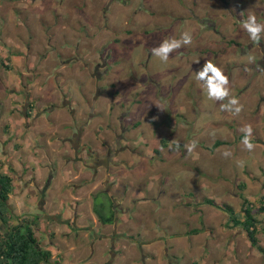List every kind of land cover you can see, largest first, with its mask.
<instances>
[{"label": "rangeland", "instance_id": "374dc122", "mask_svg": "<svg viewBox=\"0 0 264 264\" xmlns=\"http://www.w3.org/2000/svg\"><path fill=\"white\" fill-rule=\"evenodd\" d=\"M250 15L264 24V0H0L2 171L12 195L36 182L34 206L48 178L53 205L44 218L9 221L24 220L54 264L82 263L62 250L89 249L95 235L99 264H264L239 224L201 202L238 213L240 195L255 207L264 195V33L250 39ZM184 32L190 45L166 62L152 55ZM207 62L228 77V98L209 99L197 81ZM233 96L239 114L221 107ZM245 125L251 152L237 138ZM216 139L226 143L210 150ZM89 151L95 161L81 163ZM97 192L111 196L110 224L92 213ZM255 225L264 249V214Z\"/></svg>", "mask_w": 264, "mask_h": 264}, {"label": "trees", "instance_id": "16d2710c", "mask_svg": "<svg viewBox=\"0 0 264 264\" xmlns=\"http://www.w3.org/2000/svg\"><path fill=\"white\" fill-rule=\"evenodd\" d=\"M0 64L4 68H8L1 61ZM27 115V112H25ZM244 134H239L237 138H243ZM226 143L216 139L209 147L214 149L220 144ZM4 162L0 159V264H54L51 261V253L49 249L42 248L32 234V229L25 224L24 220L11 223V213L9 211V203L7 201L8 194L12 190L11 177L7 172L2 171ZM10 169V168H9ZM242 186V185H241ZM105 193V192H104ZM99 192L92 193V213L101 224H109L114 219V213L111 209V199L108 196V202L98 198ZM101 195V194H100ZM240 210L235 212L231 205L224 201H215L209 197H202L203 204L212 206L222 210L233 224H239L243 229L250 245L264 253L263 247L255 235L256 233V215L264 214V195L259 205L252 206L248 199L241 196ZM195 229L189 232H195ZM189 264H197L191 262Z\"/></svg>", "mask_w": 264, "mask_h": 264}, {"label": "clouds", "instance_id": "9594fccd", "mask_svg": "<svg viewBox=\"0 0 264 264\" xmlns=\"http://www.w3.org/2000/svg\"><path fill=\"white\" fill-rule=\"evenodd\" d=\"M242 28L248 33L250 39L254 43H259L261 39V33H264V24L258 23L254 15H250L247 20L242 22ZM192 43V35L189 32H184L181 35L180 40H164L159 46L153 48L152 55L158 57L162 62L168 60L169 55L179 49L182 46L190 45ZM209 73L211 75H209ZM197 81L207 82V95L209 99L213 100H224L230 95L228 84L229 79L223 74V71L212 64L211 62L205 63L202 69L197 71L196 74ZM225 110H233L234 114H239L242 110V106L239 105V100L236 97H231L228 100L227 105H221ZM241 131L244 133L243 139L241 141L245 150L251 152L254 149V144L252 143V127L251 125H245ZM197 145L196 141L185 145L188 152L191 153ZM178 147V145H177ZM226 158L231 155L229 152L223 154Z\"/></svg>", "mask_w": 264, "mask_h": 264}, {"label": "crops", "instance_id": "0c3cea01", "mask_svg": "<svg viewBox=\"0 0 264 264\" xmlns=\"http://www.w3.org/2000/svg\"><path fill=\"white\" fill-rule=\"evenodd\" d=\"M91 153H93V155H94V152H91ZM91 153L89 151V153H87V155L88 154H91ZM35 183L36 182L35 181L33 182V180H30L28 182H24L23 185H22V187H20L19 190H17L16 193H14L12 195L11 192L13 190L14 183L11 181L12 190L8 194L7 201L9 203V211L11 213L12 219L14 218L15 220H17V219L20 220V217H23V216H26V215H28V216L33 215L35 212L32 211V210L37 205H38L36 207L37 209L36 210L34 209V210L35 211H38L41 208L44 211L43 213H46L47 211H50L53 208V205H49L48 202L45 199L46 198L45 195H46V192H47L46 189L49 188L47 186L48 183H49L48 182V178H47L46 183H44V186L42 185L43 187L40 188V198H41V200H39V202L37 201V205L34 206L33 203L34 202L36 203L35 196L30 195L28 197V195H29V190L31 188L33 189V191H35ZM42 198H43V200H42ZM73 205L75 206V204H73ZM47 207H49V208H47ZM15 220L12 221V223H16ZM82 229H84V228H82ZM89 231H92V229L89 230ZM63 232H64L63 235L66 237L68 235V233H67L68 231L65 230ZM99 238H101L100 235H95L92 239H90L91 244H90V248L89 249L86 248V247H83V246L76 248L75 245L68 244V246L65 249H63L62 250V253H61V255L64 256L63 257V261L64 260H66V261L69 260L68 259V256L69 255H72V258H74V257L77 258V255H83L85 257V260L82 263H80V264H90L91 260H94L96 262V263H93V264H99V262L96 261V259H95L96 258V252H95V249L93 247L96 244L95 243L96 240L99 239ZM91 247H92V249H91ZM44 248H46V247H44ZM95 248H97V247H95ZM99 250H100V252L102 251L101 249H99ZM67 251H70V252H68L69 253L68 255H66V253H65ZM100 252H99V254H100ZM58 264H61V263L58 262ZM132 264H136V263L135 262H132Z\"/></svg>", "mask_w": 264, "mask_h": 264}, {"label": "flooded vegetation", "instance_id": "af4514ba", "mask_svg": "<svg viewBox=\"0 0 264 264\" xmlns=\"http://www.w3.org/2000/svg\"><path fill=\"white\" fill-rule=\"evenodd\" d=\"M256 62H257V64L260 66V68L263 70V73H264V47L262 46L261 47V53H260V56H259V58L256 60ZM68 107V109L69 110H71L72 108L70 107V106H67ZM70 113H73V111H70ZM109 151L107 150V155L109 154L108 153ZM91 153V152H90ZM89 155V156H88ZM88 155H85L86 157H84V159H80V161H81V163H86V161L89 159V157L90 158H92V161H95V157H94V155H93V153H91V154H88ZM111 160V157H110V159H109V161ZM110 163V162H109ZM111 197V196H110ZM112 202V201H111ZM35 205H37V204H35ZM38 206V205H37ZM36 206V207H37ZM37 209V208H36ZM35 213L33 214V215H31V216H29L28 217V219H27V221H32V220H36V218H40V217H45V216H47V215H45L46 213H43L44 211L40 208V210H38V211H34ZM114 215H115V210H114ZM49 217L48 218H55L56 217V215H52V214H50V215H48ZM114 220V219H113ZM60 221V223H63L66 227H69L70 225H73V227H74V219H72L71 220V222L69 221V219L68 218H65V219H60L59 220ZM116 223V222H115ZM110 224V223H109ZM102 225H105V224H102ZM85 229V228H84ZM79 230H82V227H80L79 228ZM92 239V238H91ZM112 241V240H111Z\"/></svg>", "mask_w": 264, "mask_h": 264}, {"label": "water", "instance_id": "95a60500", "mask_svg": "<svg viewBox=\"0 0 264 264\" xmlns=\"http://www.w3.org/2000/svg\"><path fill=\"white\" fill-rule=\"evenodd\" d=\"M108 194H109V192H108Z\"/></svg>", "mask_w": 264, "mask_h": 264}]
</instances>
